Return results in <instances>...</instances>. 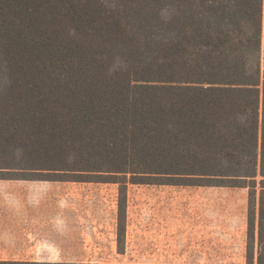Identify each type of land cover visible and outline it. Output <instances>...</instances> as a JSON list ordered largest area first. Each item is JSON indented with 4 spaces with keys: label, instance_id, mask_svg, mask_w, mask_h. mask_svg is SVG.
<instances>
[{
    "label": "trees",
    "instance_id": "16d2710c",
    "mask_svg": "<svg viewBox=\"0 0 264 264\" xmlns=\"http://www.w3.org/2000/svg\"><path fill=\"white\" fill-rule=\"evenodd\" d=\"M1 180L118 185L119 254L128 184L246 188L253 264L264 0H0Z\"/></svg>",
    "mask_w": 264,
    "mask_h": 264
},
{
    "label": "rangeland",
    "instance_id": "374dc122",
    "mask_svg": "<svg viewBox=\"0 0 264 264\" xmlns=\"http://www.w3.org/2000/svg\"><path fill=\"white\" fill-rule=\"evenodd\" d=\"M44 187L49 194L35 216L19 214L4 221V233L11 226L12 237L0 239V259H47L16 261L26 264H198L148 262L155 222L182 221L185 232H195L193 238L200 242L207 227H214L220 243L236 250L246 242V188L128 184L125 253L121 255L116 244L118 185L55 183ZM161 211L165 214H158ZM212 264L245 262L236 256L234 261Z\"/></svg>",
    "mask_w": 264,
    "mask_h": 264
},
{
    "label": "crops",
    "instance_id": "0c3cea01",
    "mask_svg": "<svg viewBox=\"0 0 264 264\" xmlns=\"http://www.w3.org/2000/svg\"><path fill=\"white\" fill-rule=\"evenodd\" d=\"M74 184L71 182H42V181H25V180H1L0 181V239L2 237L11 238V229L9 226L5 229L4 221L12 220L20 215L24 218H30L34 215V211L44 207V196L49 194L45 191L44 186L51 184ZM158 214H165L161 211ZM36 215V214H35ZM34 215V216H35ZM23 218V217H22ZM164 218V217H160ZM248 209L246 215V242L241 246L238 244V250L229 246L227 243H220L214 230V227H207V232L204 233V239L198 241L193 238L195 232L186 233V224L182 221L176 222H155L153 227V244L152 252L148 253V262H174V263H215L229 262L241 257L247 264V243H248ZM25 220V219H24ZM211 226H219L218 223H211ZM23 230V228L20 227ZM257 231V224L255 225ZM192 230V229H190ZM195 235H197L195 233ZM192 237V238H190ZM216 239H212V238ZM189 242V243H188ZM239 243H241L239 241ZM149 248V247H148ZM264 250V242L261 249L258 245L257 234L254 238L252 261L256 264L257 257ZM125 253V251H124ZM123 255V254H121ZM47 259H0V262H16V261H40ZM27 263V262H24ZM38 264V263H35ZM56 264V263H55Z\"/></svg>",
    "mask_w": 264,
    "mask_h": 264
}]
</instances>
